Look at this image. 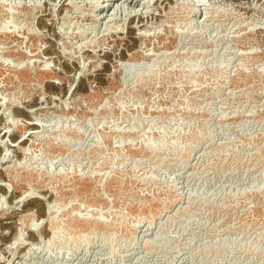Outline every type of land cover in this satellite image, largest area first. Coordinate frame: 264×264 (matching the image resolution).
Returning <instances> with one entry per match:
<instances>
[{
    "label": "rangeland",
    "instance_id": "1",
    "mask_svg": "<svg viewBox=\"0 0 264 264\" xmlns=\"http://www.w3.org/2000/svg\"><path fill=\"white\" fill-rule=\"evenodd\" d=\"M130 1L0 0V264H264V0Z\"/></svg>",
    "mask_w": 264,
    "mask_h": 264
},
{
    "label": "bare ground",
    "instance_id": "2",
    "mask_svg": "<svg viewBox=\"0 0 264 264\" xmlns=\"http://www.w3.org/2000/svg\"><path fill=\"white\" fill-rule=\"evenodd\" d=\"M110 0H108V2H109ZM107 2V4H105L107 7L109 6V4L110 3H108ZM128 2V1H127ZM133 2V0H131L129 3H132ZM136 2H138V1H136ZM101 6H103V5H101ZM130 14V13H129ZM132 16H135V15H132ZM133 18V17H132ZM41 24H43V23H41ZM45 24V23H44ZM50 50H52V49H50ZM22 55V54H21ZM25 56V55H24ZM26 57V56H25ZM22 59H23V56H22ZM26 66V65H25ZM28 66V65H27ZM36 123L35 122H33V123H31L30 122V124H29V127L30 128H34V127H36ZM27 195V194H26ZM23 197V196H22ZM17 198H19V197H17ZM21 198V197H20ZM92 225H97V226H99V225H101V226H103V225H105L103 222H101V220L100 219H95V220H93L92 221Z\"/></svg>",
    "mask_w": 264,
    "mask_h": 264
}]
</instances>
